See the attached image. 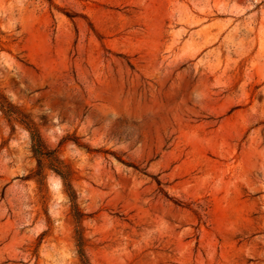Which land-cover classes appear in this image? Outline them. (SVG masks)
<instances>
[{
  "label": "rangeland",
  "instance_id": "rangeland-1",
  "mask_svg": "<svg viewBox=\"0 0 264 264\" xmlns=\"http://www.w3.org/2000/svg\"><path fill=\"white\" fill-rule=\"evenodd\" d=\"M0 264H264V0H0Z\"/></svg>",
  "mask_w": 264,
  "mask_h": 264
},
{
  "label": "trees",
  "instance_id": "trees-1",
  "mask_svg": "<svg viewBox=\"0 0 264 264\" xmlns=\"http://www.w3.org/2000/svg\"><path fill=\"white\" fill-rule=\"evenodd\" d=\"M0 110L3 111V113H5L9 119L16 120L27 128L31 140V149L37 159L38 171L36 174H41L42 165L44 162H47L48 167L60 175L63 185L65 186L66 191L73 202L74 209L76 210L77 214H79L77 204L75 202V191L73 190L69 180V167L57 155V150L48 147L34 121L30 119L28 115L25 114V112L21 111L15 104L7 100L2 92H0ZM78 246L82 263L91 264L86 257L81 234H79L78 237Z\"/></svg>",
  "mask_w": 264,
  "mask_h": 264
}]
</instances>
